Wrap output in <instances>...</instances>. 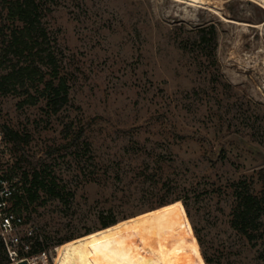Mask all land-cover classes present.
Here are the masks:
<instances>
[{"label": "rangeland", "instance_id": "obj_1", "mask_svg": "<svg viewBox=\"0 0 264 264\" xmlns=\"http://www.w3.org/2000/svg\"><path fill=\"white\" fill-rule=\"evenodd\" d=\"M41 1L70 101L50 115L0 94V131L22 138L5 136V161L23 185L45 165L72 194L24 198L47 255L103 221L151 213L175 230L182 264H264L263 240L230 224L236 190L264 193V0ZM209 28L214 53L199 44ZM165 197L188 212L181 201L151 210Z\"/></svg>", "mask_w": 264, "mask_h": 264}, {"label": "trees", "instance_id": "obj_2", "mask_svg": "<svg viewBox=\"0 0 264 264\" xmlns=\"http://www.w3.org/2000/svg\"><path fill=\"white\" fill-rule=\"evenodd\" d=\"M0 10L4 14L0 21V94L3 96H22L24 99L19 107L24 105H36L43 101L50 115H58L69 104L70 87L66 75L63 73L57 50L51 45L48 30L44 26L45 5L41 0H0ZM199 44L212 48L216 46V35L213 28L200 31ZM4 134L16 144L21 145L22 138L19 134L4 127ZM84 130L66 135L69 145L77 144ZM88 143L85 147L88 148ZM47 166H34L30 188H25L23 198L19 200L20 208L28 203L38 200L40 192L49 199H57L66 203L71 193L66 192V187H60L56 177ZM28 180V175L23 174ZM23 179V181H24ZM259 179L264 183V168L259 172ZM25 182V181H24ZM163 188L168 189V186ZM162 189V188H161ZM236 201L232 209L231 228L242 236L249 244L257 246L259 240H263L264 247V193L255 195L246 185L235 193ZM169 197L161 199L157 207L164 206L174 201H181L186 212L188 207L184 198L168 201ZM172 207H166L171 212ZM150 211V210H149ZM117 221H103L102 226L107 228L116 224ZM161 227L160 240L162 246L177 253L181 260V250L176 240L175 230L168 234L162 221H158ZM196 233V232H195ZM196 238L201 245V240L196 233ZM59 245L63 241L58 242ZM42 243H38L35 253L43 252ZM264 252V250H263ZM208 262V260L206 259ZM182 264V262H179Z\"/></svg>", "mask_w": 264, "mask_h": 264}, {"label": "bare ground", "instance_id": "obj_3", "mask_svg": "<svg viewBox=\"0 0 264 264\" xmlns=\"http://www.w3.org/2000/svg\"><path fill=\"white\" fill-rule=\"evenodd\" d=\"M187 1L191 6L204 4L203 0ZM56 253L55 264H179L180 260L177 253L162 246L151 213L64 242Z\"/></svg>", "mask_w": 264, "mask_h": 264}, {"label": "built area", "instance_id": "obj_4", "mask_svg": "<svg viewBox=\"0 0 264 264\" xmlns=\"http://www.w3.org/2000/svg\"><path fill=\"white\" fill-rule=\"evenodd\" d=\"M5 141L0 131V264H55L46 251L35 253L42 241L38 228L20 208L24 181L18 171L7 169Z\"/></svg>", "mask_w": 264, "mask_h": 264}]
</instances>
